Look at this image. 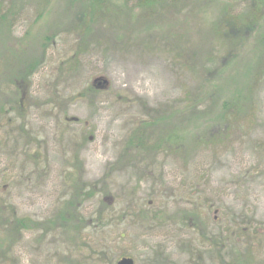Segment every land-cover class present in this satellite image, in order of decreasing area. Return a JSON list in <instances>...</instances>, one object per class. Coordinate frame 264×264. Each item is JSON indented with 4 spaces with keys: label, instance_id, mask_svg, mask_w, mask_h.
<instances>
[{
    "label": "rangeland",
    "instance_id": "1",
    "mask_svg": "<svg viewBox=\"0 0 264 264\" xmlns=\"http://www.w3.org/2000/svg\"><path fill=\"white\" fill-rule=\"evenodd\" d=\"M260 2L0 0V242L5 220L43 224L73 185L95 192L79 237L23 233L0 264H264ZM237 96L256 118L205 148Z\"/></svg>",
    "mask_w": 264,
    "mask_h": 264
},
{
    "label": "trees",
    "instance_id": "2",
    "mask_svg": "<svg viewBox=\"0 0 264 264\" xmlns=\"http://www.w3.org/2000/svg\"><path fill=\"white\" fill-rule=\"evenodd\" d=\"M258 1L261 4L260 1L262 0ZM256 8H259V6H256ZM262 8H264V5ZM259 10L261 9L259 8ZM255 20L257 21L256 17H249L247 24L239 26L238 29L241 32L240 35H243L246 32V29L253 26L255 24ZM0 22L1 24L3 22H6V17L0 18ZM241 23L244 22L241 21ZM54 37L55 36L53 34L50 36H43L42 46H46L47 44H49V42ZM34 59L35 60H33L32 57V62L25 63V65L23 66V70L26 74L25 79L30 77L35 72L36 68L41 65V61L39 60V58L34 57ZM209 65V62L206 63L205 68H207ZM237 98L240 99L235 100L233 98L231 101H224L223 103H221L220 111L216 115L215 121L211 123L212 125L215 124V127H211L203 135L200 136L199 141L205 148H213L214 150L224 148L228 145L227 143H229L231 136L235 132V128L233 125L234 122L232 118L235 119V121H237V119L240 117L243 118L246 116H248L247 118H256L258 110L256 102L255 104L251 103L247 109V112L244 113V108L242 109L241 106V97L237 96ZM222 125L223 127H221ZM146 129L147 128L143 127L140 124V126H138L130 136L129 144L133 146L135 145V143L133 142L136 141L138 146L140 142L141 146H143L145 143V139L142 140L139 137L144 134V131ZM258 146L261 151H264V142H258ZM71 190L72 194L70 195V198L67 199V201L63 205V208H61V210L51 219V221H45L43 224H40L26 218L13 217L11 220H5V223L1 225V227H3L2 229H4V233L2 235L4 236L3 240L8 239V241L2 240L0 242V256H7L12 243L15 244L19 240L17 239V237L27 232L41 231L46 234L48 232L55 231V229L57 228H61L63 230H66L65 232H70L76 237H79L82 233V230L88 227L84 221V218L80 215L81 206L85 201H88L89 198L93 197L95 195V192H93L92 189L88 190V188H86L84 185L80 187L77 184L73 185L71 187ZM100 207L104 208L103 201H101ZM101 212L102 209L98 211V215H100ZM91 223L95 224L96 222L92 219Z\"/></svg>",
    "mask_w": 264,
    "mask_h": 264
},
{
    "label": "water",
    "instance_id": "3",
    "mask_svg": "<svg viewBox=\"0 0 264 264\" xmlns=\"http://www.w3.org/2000/svg\"><path fill=\"white\" fill-rule=\"evenodd\" d=\"M116 264H134V261L131 258L124 257L118 260Z\"/></svg>",
    "mask_w": 264,
    "mask_h": 264
}]
</instances>
